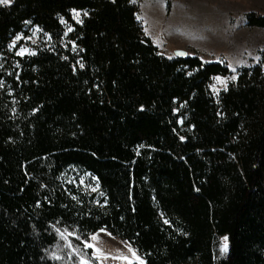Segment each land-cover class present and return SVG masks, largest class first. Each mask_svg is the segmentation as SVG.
Returning <instances> with one entry per match:
<instances>
[{
	"label": "trees",
	"instance_id": "obj_1",
	"mask_svg": "<svg viewBox=\"0 0 264 264\" xmlns=\"http://www.w3.org/2000/svg\"><path fill=\"white\" fill-rule=\"evenodd\" d=\"M137 14L131 0L0 7V264H61L55 226L105 230L143 264H264V51L215 97L227 66L165 58ZM33 28L46 47L8 51ZM70 168L96 179L97 204L57 186Z\"/></svg>",
	"mask_w": 264,
	"mask_h": 264
},
{
	"label": "rangeland",
	"instance_id": "obj_2",
	"mask_svg": "<svg viewBox=\"0 0 264 264\" xmlns=\"http://www.w3.org/2000/svg\"><path fill=\"white\" fill-rule=\"evenodd\" d=\"M8 4L0 3V7ZM138 7L137 20L144 35L165 58H175L178 51L198 57L208 64H225L226 77L211 79L209 90L216 97L233 83L243 68L259 64L264 51V29L246 26L245 15H264V0H131ZM73 20L81 22L82 13L74 12ZM71 30H67L66 35ZM27 35H17L7 45L8 51L20 57L30 56L46 47L49 37L37 28ZM65 35V36H66ZM219 78V79H217ZM179 125L182 121H178ZM57 186L71 199L82 197L97 204L101 199L96 179L75 168L66 170L57 179ZM57 242L52 259L61 264H130L143 258L127 242L105 230L81 240L77 233L64 227L53 228ZM96 239L93 240L92 237ZM93 245L92 248L86 247ZM226 236L218 237L216 259L226 257ZM144 263V261H143Z\"/></svg>",
	"mask_w": 264,
	"mask_h": 264
},
{
	"label": "snow or ice",
	"instance_id": "obj_3",
	"mask_svg": "<svg viewBox=\"0 0 264 264\" xmlns=\"http://www.w3.org/2000/svg\"><path fill=\"white\" fill-rule=\"evenodd\" d=\"M0 3H2V4H8V3H10V0H0ZM217 79H219V78H217ZM92 239L95 240L96 237L93 236ZM86 247L92 248L93 245L87 244ZM81 264H84V262L82 261ZM139 264H143V261H140Z\"/></svg>",
	"mask_w": 264,
	"mask_h": 264
},
{
	"label": "water",
	"instance_id": "obj_4",
	"mask_svg": "<svg viewBox=\"0 0 264 264\" xmlns=\"http://www.w3.org/2000/svg\"><path fill=\"white\" fill-rule=\"evenodd\" d=\"M186 57L184 52L178 51L175 53V58H184Z\"/></svg>",
	"mask_w": 264,
	"mask_h": 264
}]
</instances>
